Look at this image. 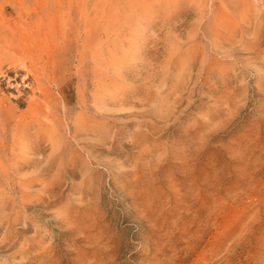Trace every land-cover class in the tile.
Returning a JSON list of instances; mask_svg holds the SVG:
<instances>
[{"label":"rangeland","instance_id":"1","mask_svg":"<svg viewBox=\"0 0 264 264\" xmlns=\"http://www.w3.org/2000/svg\"><path fill=\"white\" fill-rule=\"evenodd\" d=\"M0 71V264H264V0H0Z\"/></svg>","mask_w":264,"mask_h":264},{"label":"built area","instance_id":"2","mask_svg":"<svg viewBox=\"0 0 264 264\" xmlns=\"http://www.w3.org/2000/svg\"><path fill=\"white\" fill-rule=\"evenodd\" d=\"M0 84L12 94H24L32 88V80L26 72L0 71Z\"/></svg>","mask_w":264,"mask_h":264},{"label":"bare ground","instance_id":"3","mask_svg":"<svg viewBox=\"0 0 264 264\" xmlns=\"http://www.w3.org/2000/svg\"><path fill=\"white\" fill-rule=\"evenodd\" d=\"M238 4V3H237ZM258 18V17H257ZM256 19V18H255ZM263 20V19H262ZM236 21H237V18H236ZM263 22V21H262ZM238 23V22H237ZM251 28V27H250ZM256 29V28H255ZM248 30V29H247ZM246 31V30H245ZM195 46V45H194ZM218 52V51H217ZM204 58V57H203ZM200 72V71H199ZM104 74V73H103ZM103 78V77H102ZM97 79V78H96ZM95 83V82H94ZM103 86V85H102ZM81 92V91H80ZM82 93V92H81ZM85 95V94H84ZM81 98V97H80ZM90 103V102H89ZM98 103V102H97ZM83 104V103H82ZM87 104V103H86ZM99 105V104H98ZM84 106V105H83ZM101 106V105H100ZM80 113V112H79ZM91 118V117H90ZM81 120H83V119H81ZM97 121V120H96ZM78 122H79V120H78ZM81 122V121H80ZM82 124V123H81ZM87 126V125H86ZM99 132V131H98ZM1 154V153H0ZM66 155V154H65ZM8 159V158H7ZM7 162V161H6ZM2 168V167H1ZM3 169H5V168H3ZM7 169H5V170H2V171H4V172H1L0 174H2V173H6L7 171H6ZM0 171H1V169H0ZM7 175V174H6ZM17 182V181H16Z\"/></svg>","mask_w":264,"mask_h":264}]
</instances>
